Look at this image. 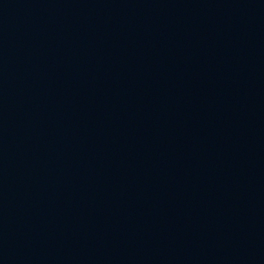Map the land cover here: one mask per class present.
Here are the masks:
<instances>
[{
  "label": "water",
  "instance_id": "obj_1",
  "mask_svg": "<svg viewBox=\"0 0 264 264\" xmlns=\"http://www.w3.org/2000/svg\"><path fill=\"white\" fill-rule=\"evenodd\" d=\"M0 264H264V0H0Z\"/></svg>",
  "mask_w": 264,
  "mask_h": 264
}]
</instances>
